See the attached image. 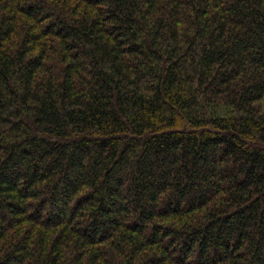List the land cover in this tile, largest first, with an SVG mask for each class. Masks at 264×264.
<instances>
[{
  "label": "trees",
  "instance_id": "trees-1",
  "mask_svg": "<svg viewBox=\"0 0 264 264\" xmlns=\"http://www.w3.org/2000/svg\"><path fill=\"white\" fill-rule=\"evenodd\" d=\"M0 264H264V0H0Z\"/></svg>",
  "mask_w": 264,
  "mask_h": 264
}]
</instances>
